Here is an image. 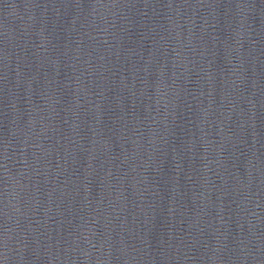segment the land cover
Segmentation results:
<instances>
[{
	"label": "water",
	"instance_id": "95a60500",
	"mask_svg": "<svg viewBox=\"0 0 264 264\" xmlns=\"http://www.w3.org/2000/svg\"><path fill=\"white\" fill-rule=\"evenodd\" d=\"M0 264H264L262 0H0Z\"/></svg>",
	"mask_w": 264,
	"mask_h": 264
}]
</instances>
